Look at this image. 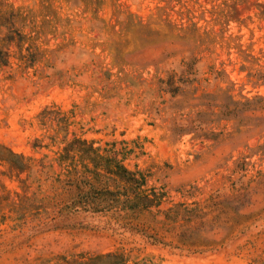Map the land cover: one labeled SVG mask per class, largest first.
I'll list each match as a JSON object with an SVG mask.
<instances>
[{"label":"rangeland","instance_id":"obj_1","mask_svg":"<svg viewBox=\"0 0 264 264\" xmlns=\"http://www.w3.org/2000/svg\"><path fill=\"white\" fill-rule=\"evenodd\" d=\"M261 3L0 0V12L34 22L38 58L24 63L11 46L9 65L0 64V145L30 167L0 161V264L108 252L129 264L263 259L264 85L255 77L264 76V21L254 13ZM74 138L139 171L145 187L164 194L161 208L212 194L242 192L245 200L207 234H192L191 246L147 213L73 208L78 190L67 170H81L82 160L60 154Z\"/></svg>","mask_w":264,"mask_h":264},{"label":"trees","instance_id":"obj_2","mask_svg":"<svg viewBox=\"0 0 264 264\" xmlns=\"http://www.w3.org/2000/svg\"><path fill=\"white\" fill-rule=\"evenodd\" d=\"M254 13L260 21H264V3L258 4ZM10 18H18L23 23L22 27L34 29V22L26 18L22 12H0V64L9 65L11 46L16 48L15 54H18V59L27 64L34 63L38 59L35 58L36 45L31 34L35 29L30 33H24L12 26ZM27 22L31 26H28ZM256 65L260 66L259 63ZM248 77L251 78L253 75L248 74ZM168 79L172 81L173 74H170ZM255 84L264 85V76H256ZM173 85L172 82L170 87ZM71 152L79 154L82 160L81 170L75 166L67 170L68 180L78 190L72 200L73 208L90 212L112 208L127 210L134 215L147 213L151 216L154 226L165 233L178 234V240L183 245H193L187 242L195 238L192 234H207L208 227L212 223L218 221L224 214L234 212L235 201L245 200V194L242 192L232 195L212 194L201 202H177L167 208H161L164 194L155 188L145 187L147 179L139 171L129 170L121 162L112 159V156L101 155L99 149L94 148L87 140L74 138L66 142L60 157L69 159ZM0 161L10 164L18 171L30 168L22 155L14 153L3 145H0ZM112 182L115 189L111 191L107 185ZM142 234L152 243H163V240L156 235L158 233L142 232ZM197 247L210 246L200 244ZM256 262L264 264V258ZM56 264H129V259L120 252L89 256L77 254L70 257L61 256Z\"/></svg>","mask_w":264,"mask_h":264}]
</instances>
